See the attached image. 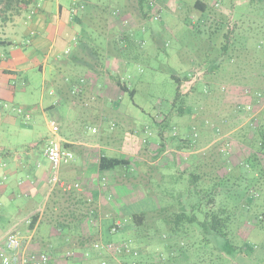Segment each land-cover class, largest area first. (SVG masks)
I'll use <instances>...</instances> for the list:
<instances>
[{
    "label": "rangeland",
    "instance_id": "rangeland-1",
    "mask_svg": "<svg viewBox=\"0 0 264 264\" xmlns=\"http://www.w3.org/2000/svg\"><path fill=\"white\" fill-rule=\"evenodd\" d=\"M196 1L149 0L154 11L145 18L140 13L138 0H87L84 9L77 12L73 21L75 37L90 48L89 52L84 49L83 58L89 60L90 56L100 57V63L107 65L111 60L115 62L116 58L127 60L129 57L123 74L132 81L135 96L122 93L123 98L119 102L117 97H120V92L117 90L118 93L113 95L117 100L112 102L104 90L101 94L98 91H88L84 95L70 94L64 99L49 84L45 88L42 74L36 71V79L28 86H18L14 101L4 106L0 103V152L11 151L15 157L27 163L45 161L42 152L46 142L52 138L50 126L54 121L60 124L64 132L78 130L89 142L98 141L104 132L111 133L117 142L119 139L125 141V149L130 151L132 159L148 165L146 169L144 167L139 171L138 165H132L133 169L126 171L129 175L126 184L131 186L128 191L131 198L129 197L127 204L132 205L145 198L142 202L145 209L156 213L158 209L174 205L178 199L182 200L186 190L191 184H195L199 175L195 163L197 154L202 155L211 149L214 152L224 149L231 154L233 162L243 161L251 150L244 144L242 130H246L264 111V99L256 102L250 93L244 92L255 90L258 84L255 79L258 67L254 64L257 56L254 43L262 25L257 22L258 18L252 10H247L236 23L237 15L240 16L241 13L240 8L246 0H227L223 4L224 9L216 7L211 20L217 21L223 16L229 19L228 15H232L228 29H232L236 23L237 31L245 36L242 41L246 43L247 49L242 54L239 66H229L226 71L218 70L207 75V69L201 62L208 58L209 53H213V57L220 55L221 39L215 40L218 49L214 48L215 42L209 43L205 33L194 31L186 23L187 17L194 12ZM60 2L69 9L73 0ZM180 3L183 4L182 7ZM125 38L134 41L133 49L130 43L126 46ZM78 66L80 67L77 64L76 67ZM72 70H69L70 73L66 72L68 76L70 74L86 78L84 74ZM173 71L180 75L194 72L191 82L183 85L182 93L189 94L186 106L198 114L196 123L206 121L207 124L203 129V137H199L201 147L196 151L180 148L185 143L179 144V141L186 138L187 133L193 139L194 130H191L190 125L194 118L190 115L179 116L173 108L177 88L171 79ZM49 77L50 75L45 79L47 83ZM198 83L212 84L214 94L193 92L192 88ZM72 102H77L79 107H74ZM50 105L55 107L42 110ZM245 106L250 108L241 110ZM18 108L27 111L31 119L27 120L25 115H19L15 111ZM166 116L170 119L163 133L165 147H162V129L159 123ZM111 126L113 129H110ZM213 127L220 129L218 134L212 133ZM94 129L97 130L96 133H93ZM4 157L7 162H13L10 157ZM124 171L125 169H118L115 178L124 181ZM247 175V180L238 183L227 197V202L240 205L231 228L232 237L228 239L207 238L198 225L188 227L187 234H175L166 228L168 232L165 234L170 235L165 237L161 227V223L165 225L163 219L158 220L156 213L152 212L149 213L146 228L138 235L139 229L127 221L124 231L112 237L118 236L120 242L129 241L142 250L141 257L136 262L142 261L144 264H264V177L259 184H253V175ZM73 179L79 181L80 174L77 172ZM3 183L9 184L7 178ZM41 199L36 204L38 214L45 211V204ZM135 209L134 207L133 210ZM61 212L58 214L64 218L60 219L66 221L68 215ZM4 214L0 207V233L4 237L24 225L29 216L26 211L20 212L18 209L9 218ZM117 219H123L120 211ZM103 220L105 226L111 222V218ZM27 231L28 228L23 227V236H28ZM46 235L47 230L44 229L40 232V237L36 235V238H44ZM59 242L54 248L58 247L62 253L64 249L58 245ZM170 243L172 247H169ZM45 249L46 246L43 251ZM126 260H129L126 264H136L132 259Z\"/></svg>",
    "mask_w": 264,
    "mask_h": 264
},
{
    "label": "crops",
    "instance_id": "crops-1",
    "mask_svg": "<svg viewBox=\"0 0 264 264\" xmlns=\"http://www.w3.org/2000/svg\"><path fill=\"white\" fill-rule=\"evenodd\" d=\"M75 1L78 4L81 3L73 0L71 7L66 9L60 0H35L28 9H24L21 5H15L6 17L0 19V41L4 42L0 45V103H3V106L14 101L18 86L26 87L36 79V71L42 74L45 88L49 84L55 93H59V96L64 99H67L70 94L84 95L88 91H98L101 94L105 90L107 98L111 97L110 101L114 102L117 98V101H122V92L115 84L113 76L122 74L124 75L123 79L127 80L123 74V70L127 69V63L116 58L115 62L111 60L107 65H104L100 63V57L90 56L89 60L83 58L84 49L89 52L90 48L75 37L73 21L76 16L73 17L71 13ZM203 2L208 6V16L210 19L213 18V11L217 9L214 0H203ZM180 5L183 6L182 3ZM32 11H35L34 15H32ZM190 19L193 24H197L199 16L192 12ZM109 42L111 41L109 40ZM73 43L75 44L73 45ZM129 43L132 44L133 49L134 41L125 38L126 46ZM109 47L111 48V46ZM68 50L70 51L68 52ZM77 64L80 67H76ZM69 70L84 74L86 78L70 74L68 76L66 72ZM83 70L86 72L84 73ZM48 75H50L49 83L45 80ZM87 76L90 77L87 78ZM76 78L78 79L75 81ZM117 90L120 92L118 95L120 97L114 99L113 95L118 93ZM54 91L52 90V93ZM72 105L79 107L77 102H72ZM54 107L55 105H50L42 110L47 111ZM110 129H113L112 126ZM50 131L52 138L46 142L42 152L45 161L37 160L35 163H27L15 157L11 151L2 150L0 152V207L7 218L13 216L16 209L20 212L26 211L29 215L26 222L13 231L17 230L21 233L27 243L28 254L38 256L42 253H53L55 262L50 264H59L62 263L64 254L59 251L58 247L54 248L58 242L56 232L50 227L46 228V237L41 236L38 238L39 240L36 235L40 237V233L29 232L31 219L39 211L36 209V204L40 198L46 206L54 190L60 189L51 183L52 167L45 155L49 142L55 137H59L63 144L68 145V149L74 152L75 160L61 167L59 178L64 183L80 185V189L76 191L83 195L88 203L92 204V211L95 210L94 212L98 213L100 218L96 227L99 236H104L103 224L105 220L103 219L116 220L119 211L122 212L131 198L128 195L131 186L126 184V179L124 181L121 178L116 179L117 171L100 173L99 161L104 156L120 155L131 158V153L125 149L124 140L119 139L117 142L108 132H104L98 141L89 142L76 129L64 132L60 124L55 121L51 124ZM4 156L10 157L13 162H7ZM77 172L81 176L79 181L73 179ZM6 178L9 184L3 183ZM78 203L79 201L76 199L69 201L67 205L74 208ZM107 212L111 214L108 215ZM25 226L28 228L27 237L23 236V227ZM6 236L4 237L0 233V248ZM110 239L117 243L121 241L118 236ZM58 245L60 246V242ZM45 246L46 249L43 251ZM172 246L170 243L169 247ZM51 251H58L59 254ZM82 254V251H76L75 258L70 264H83L85 260ZM122 261L127 263L129 260L123 259Z\"/></svg>",
    "mask_w": 264,
    "mask_h": 264
},
{
    "label": "trees",
    "instance_id": "trees-1",
    "mask_svg": "<svg viewBox=\"0 0 264 264\" xmlns=\"http://www.w3.org/2000/svg\"><path fill=\"white\" fill-rule=\"evenodd\" d=\"M226 1L227 0H222L219 7L224 8L223 4H225ZM34 2L35 0H0V19L6 17L15 5H21L24 9H28ZM80 2V5L85 6L87 0H81ZM216 3V0H214L215 5H217ZM138 5L141 15L145 18H148L154 11V8H152L153 5L149 0H138ZM233 5L235 6V4ZM240 10L241 13L240 16L237 15L236 23L241 20V16H243L247 10H252L254 16L258 18L257 22L262 25V29H258L260 31L257 33L259 37L257 38L256 36V42L254 43V52L257 55L255 57L256 59H254V64L258 67V74L255 79L258 84L253 91L244 90L245 93H250L252 98L258 102L264 99V0H246V2H243ZM193 11L198 14L199 19L197 24H193L190 19V14L186 19L188 26L198 33H205L206 40L209 43L215 42L213 45L214 48H217L216 41L221 39V43L219 44V50H221L220 55L218 57H213V53L210 54L209 51H207V53H209H206L209 55L208 58L201 62V64L205 66V69H207V75L216 73L218 70L226 71L229 66H239V61L242 60V54L246 53L247 47L246 43L242 41L245 39V36L242 34L240 35L237 31L238 26H236V23L233 24L234 26H232V29H228L231 23L230 16L232 15H228L229 19L227 16H223L217 21L211 20L207 14L208 6L203 0H197L195 2ZM206 30L207 32H205ZM3 43L4 42L0 41V45ZM120 59H122V57ZM129 59L128 57L127 60ZM122 60L127 61L126 59ZM193 73L180 75L173 71V73H171V79L177 86L173 108L179 116L184 117L190 115V117L192 116L194 118L193 120L190 119L193 122L190 125L191 130H194L193 139L189 138L187 133L186 138H181L179 141V144L185 143V146L179 147L185 150L196 151L197 148L201 147L199 137H203L205 133L203 129L207 124L206 121L200 122V124L196 123L198 114L194 109L190 111L186 106V99L189 94L182 93L183 85L192 80ZM113 80L123 94L129 93L131 96H135L136 90L131 87V80L123 79L122 74L114 75ZM199 85V83L195 84L192 91H197L199 94H214L215 88L212 84L205 83L201 84L202 86ZM246 107L248 106L241 108V110H244ZM169 119L170 117L166 116L159 123L162 129L160 131L163 139L162 147H165L163 133H165L168 127ZM218 131H220V129L213 127L212 133L214 135L218 134ZM242 131H244V144L248 145L251 150L249 156L240 163H235L231 159V154L224 149L218 150L217 152L211 149L204 152L202 155L197 154L195 163L199 175L196 177L195 184H191L189 189L186 190V193L183 194V199H178L174 205L168 207L164 206L158 209L157 213L156 211H151L152 213H156L158 220L163 219L165 225L161 223V227L164 230L163 235L165 237H169V233L165 234L168 231L175 234H181L183 232L187 234L188 227L192 225H198L207 238L212 237L217 238V240L221 238L224 240L232 237L231 228L233 223H235L240 205L237 206L231 202H227V197L232 194L236 186H238V183H243L247 180V173L253 175L251 179L252 181L254 180L252 182L253 184H259L262 177H264V111L251 122L246 130L244 129ZM64 146L68 148V145ZM132 165H138V171L139 169L143 170L144 167V169H146L148 166L146 163L138 162L132 158H125L123 156H104L99 161V172H118V169H125L124 176L126 180H128L129 175L126 171L131 169ZM76 199L80 204H75L76 207L74 208L68 207L67 204L69 201ZM144 201L145 198L137 201L135 204L127 205L121 212L123 219L120 220L128 221L131 226L139 229L138 231L135 230V232L137 231V235L143 231V228H146L149 213H151L145 209V205L142 203ZM134 207L136 208L135 210H133ZM94 211L95 210L92 211V204L88 203L87 199L76 190L65 192L57 188L46 204L44 213H37L32 217L29 224V232L36 231L39 234L46 228L50 227L53 229L58 236L60 246L64 249V252H62L64 256L62 263L60 262L61 264H70L75 258L76 251H82L85 260L83 264H101V261L104 259H112L106 253L96 251L94 246L101 242L104 244L114 242L110 238L113 236L111 234V227L116 220H110L111 222H108L109 224L106 226L105 223L103 225L104 236H99L96 227L100 222V218L98 213L96 214ZM60 212H65L68 215L66 221L61 220L64 216L62 217L61 214L59 215L58 213ZM262 219H264V213L262 214ZM125 227L123 229H125ZM166 228H168V231ZM136 248L139 252V257H141L140 254H142V250L137 246ZM51 252L59 254L58 251ZM68 254L70 255L68 256ZM87 254H89V256H86ZM50 257V263H54L55 258L53 253H50ZM127 258H131L135 262L139 260L138 258L122 256L121 261ZM122 264L126 263L122 261ZM136 264L144 263L140 261L136 262Z\"/></svg>",
    "mask_w": 264,
    "mask_h": 264
},
{
    "label": "built area",
    "instance_id": "built-area-1",
    "mask_svg": "<svg viewBox=\"0 0 264 264\" xmlns=\"http://www.w3.org/2000/svg\"><path fill=\"white\" fill-rule=\"evenodd\" d=\"M222 0H216V6H220ZM84 6L74 2V7L71 10L72 16L75 17L79 10H83ZM32 15L35 11L31 12ZM159 19V17H157ZM156 18V19H157ZM70 50H68L69 52ZM191 82V81H190ZM188 83V82H187ZM250 108V107H248ZM19 115H25L27 120L31 119L30 114L23 108L15 109ZM97 130L94 129L93 133ZM46 158L49 160L52 167V178L51 183L54 186H58L61 190L65 192H70L73 190H79V184H69L64 183L59 178V172L63 165L69 164L75 160V154L72 150L66 148L59 137L52 139L46 150ZM126 221L118 220L115 221L111 227V234H119L126 225ZM27 243H25L24 238L21 233L17 230L10 232L5 241L0 248V260L2 264H50L51 257L49 253H42L38 256H31L27 252ZM94 249L100 253H106L112 260H102L101 264H122L121 257L128 256L133 258L139 257V252L137 248L129 241H123L120 243L111 242L109 244H104L103 242L97 243ZM70 254H68L69 256ZM86 256H89L87 254Z\"/></svg>",
    "mask_w": 264,
    "mask_h": 264
}]
</instances>
